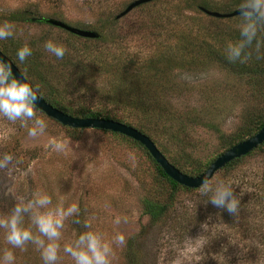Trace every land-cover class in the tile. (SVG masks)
<instances>
[{"label": "rangeland", "instance_id": "obj_1", "mask_svg": "<svg viewBox=\"0 0 264 264\" xmlns=\"http://www.w3.org/2000/svg\"><path fill=\"white\" fill-rule=\"evenodd\" d=\"M132 1L111 0L109 8L119 7L113 12L116 17ZM160 1L157 7L168 10L180 1L182 7L186 5L185 0ZM106 8L107 5L99 6L95 0H0V10L3 12L27 9L34 18H57L83 29H92L99 18L107 17L111 10ZM153 8L143 9L140 5L120 18L116 35L122 38V46L133 53L146 55L153 48L148 13ZM184 15L202 18L203 23L209 20L205 14L193 9L186 10ZM240 15L226 18L227 24L239 27L241 19L236 18ZM11 24L14 25V37L4 41L21 42L35 51L43 52L50 61L49 76L51 70L63 72L58 87L75 113L81 108L101 109L104 103L100 90L109 87L115 66L91 65L81 71L76 80L75 51L76 43L81 40L70 37L69 31L44 21ZM49 39L65 46L66 58L57 59L44 50V44ZM110 51L112 54L120 53L115 46ZM229 72L213 63L206 68L184 66L175 69L168 77L173 89L164 95V100L169 106L185 109L197 105L206 109L213 105L218 108L217 112L214 108L210 114H206L208 119L216 120L215 126L195 124L192 127L188 139L194 149L190 145L177 143V139L171 138L157 126L152 127L158 148L170 159H177L178 163L184 165L183 148L189 152L192 150L196 158L205 160L219 148L220 133L235 132L241 125L242 114L253 105V101L243 82ZM208 95L212 99H208ZM111 110L132 124L140 121L136 114L130 115L116 108ZM36 112L47 123L45 133L37 137L28 135L31 122L22 126L20 121L10 122L0 117V158L5 154L13 157L6 167L0 168V216L10 213L17 203L27 202L33 193L44 191L52 196L53 206L63 203L67 207L73 202L78 203L81 221H89L93 230L103 233L106 239L111 240L116 234L124 235V244H113L111 264H128V248L137 255L138 259H135L138 264H224L225 259L221 254L211 258L212 247L219 241L216 239L224 240L223 237L231 236L230 239L235 241V236L242 238L240 233L244 226L240 231L232 229L220 214H210L209 207L203 202L206 197L200 193L201 187L193 194H181L178 201L180 215L171 225L152 223L143 211L142 200L153 192L155 169L141 149L116 137L109 130L74 128L38 108ZM52 140L61 142L63 150L53 149L50 146ZM244 164L240 172L248 175V186L245 183L234 189L242 191L250 187L251 191L264 190V152L253 153ZM224 174L223 168L217 171L212 177L213 183L226 181ZM244 215L245 212H238L235 217L241 220ZM73 219L65 221L58 264H72L70 257L62 251L63 245L85 230L83 224H76L75 227ZM117 219L120 223L116 222ZM242 220L245 224L251 222L253 242L259 248H264V239L256 238L264 232V222L256 221V216L252 214ZM25 226H28L27 218ZM208 231H211V236ZM241 240L245 243L243 238ZM246 243L250 244L249 241ZM8 249L16 257L15 264H43L40 252L32 244L26 245L23 251L12 248L0 230V255Z\"/></svg>", "mask_w": 264, "mask_h": 264}, {"label": "trees", "instance_id": "obj_2", "mask_svg": "<svg viewBox=\"0 0 264 264\" xmlns=\"http://www.w3.org/2000/svg\"><path fill=\"white\" fill-rule=\"evenodd\" d=\"M95 2L99 6L107 5L106 9L111 10L107 17L99 18L97 25L92 28L100 34V37L86 38L71 32L68 34L70 37L81 40V42L76 43V80L79 78L80 72L91 65L116 67V71L110 79L109 87L106 90H100L104 103L101 109L81 108L77 109L75 113L67 103L61 88L58 87L61 78L64 76L63 72L51 70L49 76L50 61H47L43 52L33 50V55L25 63L20 64L16 59V51L24 44L0 41L2 51L16 63L22 73L27 74L31 83L40 86L39 94L49 103L77 117L115 119L135 126L149 135L155 143H157V139L153 135L156 133L153 132L152 127L157 126L159 130L169 134L171 138L177 139V143L180 142L182 145L188 146L191 142L188 139L189 134L195 124L215 126L216 120L208 119L206 114H210L214 108L217 112L218 108L213 107V105L206 109L197 105L185 109L169 106L164 100V95L169 94V91L173 89L168 77L172 76L175 69L184 66L206 68L215 63L230 71V75H234L233 77L243 82L253 105L242 114L241 125L235 132L220 133L219 148L205 160L193 155L191 145L190 152L181 148L185 155L186 165L167 156L168 159L184 173L197 176L205 172L222 153L262 129L264 126V29L258 34L261 42L259 50H257L254 42L246 49L247 58L243 62H230L226 56V47L229 42H236L240 38L239 27L228 25L226 18L213 17L202 11V7H205L219 12H230L239 7L241 0H185L186 5L184 7L181 6L180 1L177 5H173V9L170 10L157 7L161 2L160 0L141 5L143 9L154 7L148 11L154 43L153 48L146 55L133 53L127 47L122 46V38L116 35L120 19H117L113 14L114 10L119 7L109 8L111 0H95ZM189 9L205 14L209 19L208 22L203 23L202 18L185 17L184 12ZM236 19H241V15ZM32 20L42 21L32 17V12L27 9L11 12L0 10V22L16 23ZM113 46L120 50L119 54L110 53V48ZM209 96L208 99H212ZM112 108L122 110L130 115L136 114L140 121L132 124L125 117H118L111 110ZM112 133L141 149L152 163L155 169L154 187L153 192L142 200L143 211L152 223L171 225L180 215L181 207L178 201L181 194H193L198 189L182 185L169 176L141 142L121 133ZM258 151L264 152V142L246 156L228 163L223 168L226 181H231L233 187L237 188L245 183V186H248V175L241 173L243 166H245L244 161L248 156ZM234 192L240 200L238 212L246 213L241 220L223 209L214 207L210 202H207V197L204 198L203 202H206V206L209 207V213L217 212L220 214L219 216L225 220L228 227L240 231L244 226L240 234L245 243H242V238L237 236H235V241L233 238L230 239L231 236L223 237L224 240L217 238L216 240L219 241L214 243V247H212L214 251L211 258L214 259V255L221 254L225 259L224 264H261L264 262V248H259L254 244V235L250 229L252 227L251 222L245 224L242 219L252 214V216H256V221L264 222V190L251 191L250 187H247L242 191L234 189ZM256 213H259L260 216ZM208 235L211 236V231H208ZM259 235L256 238L264 239V232ZM248 241L250 244L246 243ZM135 258L138 259L137 255H134L133 251L128 248L126 252L128 264H138V260Z\"/></svg>", "mask_w": 264, "mask_h": 264}, {"label": "clouds", "instance_id": "obj_3", "mask_svg": "<svg viewBox=\"0 0 264 264\" xmlns=\"http://www.w3.org/2000/svg\"><path fill=\"white\" fill-rule=\"evenodd\" d=\"M239 9L240 38L236 42H229L226 47V56L230 62H243L247 58L246 49L254 42L259 50L261 42L258 34L264 29V0H241ZM14 31L13 24L0 23V41L14 37ZM44 50L57 59H63L66 53L65 46L53 39L45 42ZM32 55L33 49L28 44L16 51V59L20 64L25 63ZM39 87L29 81L26 73L14 74L12 63L0 60V117L10 122L20 121L22 126L31 122V127L28 128L30 137L43 135L47 128L45 119L37 115L35 107L40 100ZM50 146L57 151L64 147L56 140L50 141ZM12 159L11 154L3 155L0 158V168L6 167ZM200 193L214 207L226 210L232 216L237 215L240 200L231 181L213 183L211 176L205 175L201 181ZM80 211L76 202L67 207L63 203L53 206L50 194L37 191L27 202L17 203L10 213L0 216V230L12 248L23 251L26 250V245L32 244L40 252L43 264H58L65 221L74 218L72 222L83 224L85 230L63 245V253L70 257L72 264H111L113 244H124V235L116 234L111 240L106 239L103 233L93 230L89 221H81ZM26 218L28 226H25ZM116 222L120 223V220L117 219ZM15 259L13 251L4 250L0 255V264H15Z\"/></svg>", "mask_w": 264, "mask_h": 264}, {"label": "water", "instance_id": "obj_4", "mask_svg": "<svg viewBox=\"0 0 264 264\" xmlns=\"http://www.w3.org/2000/svg\"><path fill=\"white\" fill-rule=\"evenodd\" d=\"M151 1L154 0H134L131 3H129L123 11L117 14L116 18L120 19L125 15H127L128 13H130L134 8ZM202 11H204L206 14L210 16L218 17V18H229L241 14L239 7L230 12H219V11L207 9L205 7H202ZM41 20L82 37H86V38L100 37V34L95 30L76 27L67 23L66 21L57 18H41ZM0 60H6L12 63L14 74L19 75V73H22L21 69L16 65V63L8 55H6L1 48H0ZM36 107L39 110L46 113L48 116L56 119L57 121L61 122L64 125L71 126L74 128H97V129L109 130L112 132H117L127 135L141 142L149 150V152L152 154V156L155 158L158 164L164 169V171L169 176H171L174 180H176L180 184L195 189L201 187V181L203 176L209 175L212 178L217 171L224 168L228 163H230L234 159L241 158L249 154L264 142V126H263L262 129L259 132H257L255 135L237 143L236 145L232 146L230 149L222 153L220 156H218L211 163V165L207 168L205 172L197 176H192L184 173L182 170L176 167L168 159V157L158 148L154 140L149 135L143 133L135 126L126 124L124 122L115 119L77 117L53 106L41 95H40V100L36 105Z\"/></svg>", "mask_w": 264, "mask_h": 264}]
</instances>
